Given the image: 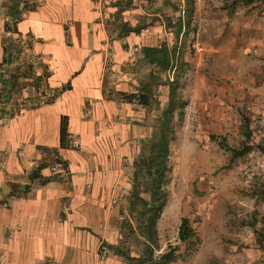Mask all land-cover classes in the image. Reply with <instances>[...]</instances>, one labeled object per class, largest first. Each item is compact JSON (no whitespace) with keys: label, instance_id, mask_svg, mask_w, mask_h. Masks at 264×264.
I'll use <instances>...</instances> for the list:
<instances>
[{"label":"crops","instance_id":"0c3cea01","mask_svg":"<svg viewBox=\"0 0 264 264\" xmlns=\"http://www.w3.org/2000/svg\"><path fill=\"white\" fill-rule=\"evenodd\" d=\"M109 1L114 0H23L12 22L9 0H0V264H98L102 242L110 253L100 262L115 264L110 256H117L121 224L114 194L154 121L149 78L156 64L144 52L162 44L170 49L174 38L162 19L155 23L154 17L162 18L155 12L147 13L146 25L126 32L114 24L121 12ZM246 5L235 0L219 11L230 17L226 32L243 36L237 50L233 44L226 52L212 40L211 59L234 63L244 52L251 64L257 47L264 48V8L246 13ZM135 21L130 17L128 23ZM218 21L212 32L222 28ZM202 45L207 47L204 40ZM247 76L252 82L263 77ZM217 79L211 72L196 76L190 102L196 125L208 134L225 133L232 113L244 104L241 86L232 91ZM5 80L17 82L32 105L10 113L15 91L5 89ZM62 116L72 144L65 148L59 144ZM40 164L48 180L30 183V172Z\"/></svg>","mask_w":264,"mask_h":264},{"label":"rangeland","instance_id":"374dc122","mask_svg":"<svg viewBox=\"0 0 264 264\" xmlns=\"http://www.w3.org/2000/svg\"><path fill=\"white\" fill-rule=\"evenodd\" d=\"M242 1H246V13L254 9L261 12L264 8V3L259 0ZM233 2L109 1L121 12L113 20L117 26L129 29L144 26L150 21L147 16L150 12L162 17H154L155 23L162 19L166 30L171 33L170 37L174 39L178 17L183 26L179 34L182 42L176 46L180 50L172 57L170 68L166 71L157 65L151 67L154 75L149 78V107L154 113L150 120L154 121L150 122L152 127L148 138L140 141L138 153L126 165L121 191L114 194L121 224V237L116 245L134 257L128 260L119 254L110 256L115 264H157L154 262L158 261V256L170 248H174L175 258L168 264H264V48L262 45L257 47L251 64L243 51L242 57L235 56L232 63L211 59L209 49L213 46L212 40L219 41V44L214 45H222V51L230 50L228 47L233 44L238 49L243 33L226 32L230 17L225 12L219 15V11L227 9ZM130 17L137 20L134 25H129ZM213 21L222 24L219 25L222 26L219 31V26L214 22L217 29L212 32ZM174 39L169 50H172ZM192 40L198 41L205 49L198 52L192 49ZM203 40L207 47L202 45ZM184 51L189 52L191 58H185ZM208 72L217 74L218 84L226 86L227 83L232 86V91L241 86L240 92L244 95V104L232 113L223 134L205 133V129L196 125L191 110L194 80L198 75L208 76ZM232 73L235 77L226 79L225 76ZM248 73L263 77L260 82H252L248 80ZM172 79L173 84L170 83ZM35 81L38 83L40 79L36 77ZM15 86H12L15 92L9 107L12 114L32 105L29 97L21 95V86L18 90ZM18 92L20 94L17 95ZM255 97L259 98L258 103ZM170 99H173L175 108L166 130L167 137L171 138L168 161L162 183L161 204L149 237L146 227L150 215L135 195L150 200V195L144 192L151 183L146 170L150 157H154L151 145L163 128L165 117L162 115ZM182 218L188 219L198 239L191 236L187 243L180 241L178 228ZM102 244L106 245L102 242L98 247V264H103L98 257ZM149 250H152L151 255L148 254ZM109 253L108 249L107 256Z\"/></svg>","mask_w":264,"mask_h":264},{"label":"trees","instance_id":"16d2710c","mask_svg":"<svg viewBox=\"0 0 264 264\" xmlns=\"http://www.w3.org/2000/svg\"><path fill=\"white\" fill-rule=\"evenodd\" d=\"M23 2V0H9V7L10 10L13 11V21L15 22L18 20L21 11L17 9L20 2ZM177 29L173 32L176 37L180 34L182 31V24L181 19L178 17V23H177ZM131 30L126 29V32ZM135 30V29H134ZM132 30V31H134ZM146 55L150 54L151 59L155 61V64L157 66H160L163 70L168 69L172 64V57L175 55V51L169 50L165 45L161 46L160 48H148L144 52ZM174 80H171L170 83L173 84ZM15 83L12 81H6L3 83V85L6 87L7 90L8 87L14 86ZM38 84V83H37ZM170 91V95H171ZM143 98L140 97V101ZM145 100V98H144ZM45 102H49V100H46ZM143 103V102H142ZM173 99H170L168 107L164 110L162 117H165L163 119L162 125L163 128L158 134V139L152 143L151 145V151L154 153V157H150V163L147 165L146 174L150 177L151 183L150 188L144 189V192L148 193L150 195V200L147 201L138 194L135 195L136 199L142 202L144 207L146 208V211L149 213V219L147 222L146 229L149 230L148 236L150 237V234L154 227H155V219L157 218V212L159 210L160 204H161V195L163 193L162 191V183L165 178V171H166V162L168 161V144L171 138L167 137L166 130L169 124L171 123L172 119V111L174 110ZM59 144L60 147H70L72 144L70 143L69 133L67 131V119L65 116H62L60 119V128H59ZM154 164V165H153ZM42 168V164L38 165L36 168H34L28 178L29 182H39V183H45L48 178H45L41 175L40 170ZM30 188L29 184H26L23 186V194L26 193ZM191 236H195V240L198 239L195 231L189 224V221L187 218H182L179 228H178V237L180 241L187 243V240ZM107 246V245H106ZM114 253L119 254L123 257H125L128 260L134 259L133 256H130L129 254L123 252L118 246L114 247ZM174 248H170L167 251L161 253L158 256V261L154 262L157 264H168L172 262L175 258V255L173 253ZM152 250H149L148 254L151 255ZM150 260H152L150 258Z\"/></svg>","mask_w":264,"mask_h":264},{"label":"built area","instance_id":"2783aa9c","mask_svg":"<svg viewBox=\"0 0 264 264\" xmlns=\"http://www.w3.org/2000/svg\"><path fill=\"white\" fill-rule=\"evenodd\" d=\"M179 44H181V43H179ZM190 46L195 51H200L201 50V46L199 45L198 41H196V40H192V42L190 43ZM42 90H43V86L42 85L38 86V91L40 92ZM42 98L44 99V101L47 100V99L45 100L46 97H44V96ZM106 247L107 246L103 245V244L100 246V248H99V258L100 259H104V258L107 257L108 249Z\"/></svg>","mask_w":264,"mask_h":264}]
</instances>
